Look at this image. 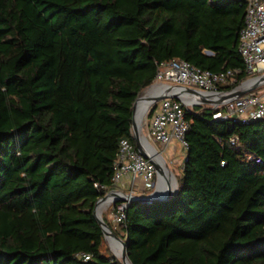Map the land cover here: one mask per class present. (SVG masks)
<instances>
[{"label": "trees", "instance_id": "1", "mask_svg": "<svg viewBox=\"0 0 264 264\" xmlns=\"http://www.w3.org/2000/svg\"><path fill=\"white\" fill-rule=\"evenodd\" d=\"M245 12L246 0H0V264H120L96 183L113 186L122 138L137 145L136 99L170 59L239 68L227 89L247 79ZM213 112L186 111L175 194L131 202L118 231L106 218L131 264H264V119Z\"/></svg>", "mask_w": 264, "mask_h": 264}, {"label": "built area", "instance_id": "2", "mask_svg": "<svg viewBox=\"0 0 264 264\" xmlns=\"http://www.w3.org/2000/svg\"><path fill=\"white\" fill-rule=\"evenodd\" d=\"M245 14V25L241 29L239 47L247 64L249 76L231 88L246 86L255 77L264 74V0H246ZM160 66L154 82L145 90L164 91L171 88L180 96L151 101L146 109L147 131L143 125L142 128L148 138L161 147L160 152L163 156L170 150L174 141L187 152L189 145L187 131L190 122L186 111L198 105L213 107L214 119L230 120L235 117L245 123L254 119H264V83L244 95L226 100L222 98L221 91L231 90L225 87L238 82L237 74L241 71L239 68L212 71L193 65L182 58L165 60ZM190 89L200 90L201 94L193 93L189 91ZM132 134L134 136L133 131ZM235 142L236 139L233 138L232 143ZM256 160L260 162V158ZM114 167L112 187L96 184L107 190L105 194L111 193L110 199L103 204H107L112 220L118 224L126 221L133 196L148 195L155 190L158 184V171L152 157L144 154L127 137L120 141ZM125 181L128 191L122 187ZM85 258H90V254L86 253Z\"/></svg>", "mask_w": 264, "mask_h": 264}, {"label": "water", "instance_id": "3", "mask_svg": "<svg viewBox=\"0 0 264 264\" xmlns=\"http://www.w3.org/2000/svg\"><path fill=\"white\" fill-rule=\"evenodd\" d=\"M264 83V74L260 75L258 77H255L251 83H248L246 86H240L237 88H231V90H225L221 91L222 98L223 99H231V97H237L244 95L248 93V91L253 90L255 88H258ZM189 91L196 93V94H201L200 90H195V89H190ZM150 93L152 96L150 97V101H158L161 99H164L165 97H172V98H178L180 94L178 92L173 91L171 88L170 89H165L164 91H146L143 90L139 96L136 99V102L134 104V110H133V126H132V131L134 133V137L136 140V144L139 150H141L144 154H146L149 157H152L153 161L155 162L157 166V187L151 194L148 195H143V196H133L132 201H139V202H157V201H167L172 195L170 192L167 194V196L162 195V179L165 175V168L167 169L168 166L165 164L164 157L162 153L160 152V149L156 147V145L148 138L146 133H144L143 128H142V122L139 123L136 117V110L137 107L140 103V99L143 97V95ZM169 169V168H168ZM111 193L105 194L101 196V198L98 200V203L94 209V215L98 219L100 225L103 227L104 234L110 239L121 246L122 250V261H119L121 264H131V261L128 256V250H127V242L126 240L118 235L115 234V232L112 230L111 226L107 222L105 218L102 216V204L110 199Z\"/></svg>", "mask_w": 264, "mask_h": 264}, {"label": "rangeland", "instance_id": "4", "mask_svg": "<svg viewBox=\"0 0 264 264\" xmlns=\"http://www.w3.org/2000/svg\"><path fill=\"white\" fill-rule=\"evenodd\" d=\"M257 89V88H255ZM253 89V90H255ZM251 90V91H253ZM142 110H143V107L141 108L140 110V116L142 120V125H143V128L145 129V131H147V127H146V124H147V118H148V111L146 110V113L144 115V118H143V114L142 113ZM156 147L158 149H160L161 147L157 144H155ZM161 150V149H160ZM186 156V151L185 149H181L180 152H177V153H173V150H168L167 152L164 153V160H165V164L166 166H168L169 168V171L171 172L172 174V180H171V190H170V194L173 195L176 193L177 189H178V186H179V182H178V176L182 173L183 171V159L185 158ZM154 191V190H153ZM151 191V192H153ZM149 193V192H148ZM101 210H102V216L103 218H107L108 221L111 223V225L114 227V230L118 231L119 230V226L118 224L114 223V221L112 220V217H111V213L110 211L108 210V207H107V204H103L102 207H101ZM122 231H119V233L122 235L121 233ZM116 234V233H115ZM104 247L107 249V251L119 261H122V250H121V246L120 245H117L114 241L110 240L107 236H106V241H105V245ZM121 264V263H120Z\"/></svg>", "mask_w": 264, "mask_h": 264}, {"label": "bare ground", "instance_id": "5", "mask_svg": "<svg viewBox=\"0 0 264 264\" xmlns=\"http://www.w3.org/2000/svg\"><path fill=\"white\" fill-rule=\"evenodd\" d=\"M152 95L150 94V93H148V94H145V95H143V97L140 99L141 101H140V103H139V105H138V107H137V110H136V117H137V120H138V122L139 123H141L142 122V120L143 119H141V117H139L140 116V110H141V108L143 107V110H142V113H144L142 116H143V118H144V115H145V113H146V109H147V107H148V104H149V99H150V97H151ZM165 170V175H164V177H163V179H162V187H163V190H162V195L163 196H167V194L170 192V190H171V180H172V174H171V172L169 171V169L167 168H165L164 169ZM113 241V240H112ZM115 242V241H114ZM117 245H120V244H118L117 242H115ZM130 264V263H129Z\"/></svg>", "mask_w": 264, "mask_h": 264}, {"label": "crops", "instance_id": "6", "mask_svg": "<svg viewBox=\"0 0 264 264\" xmlns=\"http://www.w3.org/2000/svg\"><path fill=\"white\" fill-rule=\"evenodd\" d=\"M170 149L173 150V153H174V154L177 153V152H180V150H181V148H180L178 142H176V141H174V142L172 143ZM122 187H123L124 190L128 191V185L126 184V181L124 182V184H123Z\"/></svg>", "mask_w": 264, "mask_h": 264}]
</instances>
